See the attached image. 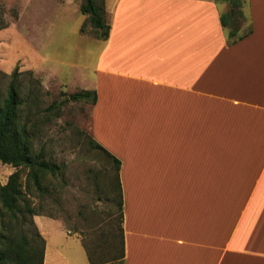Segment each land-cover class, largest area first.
<instances>
[{"label": "crops", "instance_id": "crops-1", "mask_svg": "<svg viewBox=\"0 0 264 264\" xmlns=\"http://www.w3.org/2000/svg\"><path fill=\"white\" fill-rule=\"evenodd\" d=\"M240 1L229 44L228 1L111 0L82 90L120 162L124 264H264V0Z\"/></svg>", "mask_w": 264, "mask_h": 264}, {"label": "rangeland", "instance_id": "rangeland-1", "mask_svg": "<svg viewBox=\"0 0 264 264\" xmlns=\"http://www.w3.org/2000/svg\"><path fill=\"white\" fill-rule=\"evenodd\" d=\"M83 1L0 0V104L14 84L21 102L16 123L27 130L32 153L60 167L59 173H40L39 192L27 168L0 163V185L18 170L19 203L36 212L5 214L0 235H25L35 250L44 245L43 264H89L88 255L93 264H122L112 260L121 254L118 174L93 143L92 104L69 100L94 79L102 48L98 31L80 12ZM104 8L109 24L111 0ZM242 12L236 37L248 29L246 4Z\"/></svg>", "mask_w": 264, "mask_h": 264}, {"label": "trees", "instance_id": "trees-1", "mask_svg": "<svg viewBox=\"0 0 264 264\" xmlns=\"http://www.w3.org/2000/svg\"><path fill=\"white\" fill-rule=\"evenodd\" d=\"M228 1L230 5L237 9L231 10L220 16V22L224 29L228 30L227 38L228 43L232 44L234 41L241 40L251 33L250 27L246 32L238 37L236 33L239 28V22L235 18L244 19L242 12L243 2L240 0H222ZM80 12L83 15L88 16V20L91 25L98 31L96 35L97 39L106 40L109 34L110 25L105 18L104 0H101V5H96L95 0H84L80 6ZM237 24V25H236ZM83 31V28L81 29ZM69 100L78 101L84 100L90 102L92 105L96 103L97 97L95 91L81 90L74 92L69 96ZM21 104L18 97V90L14 84L9 86L5 99L0 104V163L10 165L13 168H27L28 179L31 181L33 187L39 192H43L40 185V173L50 172L52 174L59 173L60 167L57 165H50L47 162L40 160V154H33L29 146L28 133L25 127H18L17 110ZM93 143L98 146L104 153H106L112 160V165L116 169L117 174L119 171L120 162L114 156L110 155L101 145H99L94 139ZM118 194H119V206L121 210L120 214V244L121 254L119 257H115L112 260H120L124 264V240H123V207L121 198V189L118 176ZM22 196L21 181L19 171L8 176L5 184L0 185V218L5 214L14 216L18 213H22V208L27 214L33 216L36 215L34 208L25 202L22 206L19 203V199ZM3 247L0 248V264H43L44 261V245L35 250L29 246V242L25 235L6 237L0 235ZM43 243V240H41ZM88 260L93 264L92 257L88 255Z\"/></svg>", "mask_w": 264, "mask_h": 264}]
</instances>
